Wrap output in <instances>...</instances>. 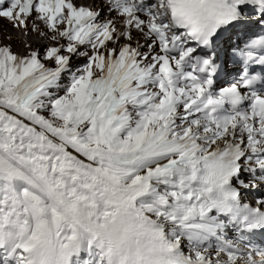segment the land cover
I'll use <instances>...</instances> for the list:
<instances>
[{
    "label": "snow or ice",
    "instance_id": "obj_1",
    "mask_svg": "<svg viewBox=\"0 0 264 264\" xmlns=\"http://www.w3.org/2000/svg\"><path fill=\"white\" fill-rule=\"evenodd\" d=\"M2 22L50 43H0V264H264V0H0Z\"/></svg>",
    "mask_w": 264,
    "mask_h": 264
},
{
    "label": "rangeland",
    "instance_id": "obj_2",
    "mask_svg": "<svg viewBox=\"0 0 264 264\" xmlns=\"http://www.w3.org/2000/svg\"><path fill=\"white\" fill-rule=\"evenodd\" d=\"M39 26L41 28L43 27V25H39ZM0 32L3 33V35L0 36V43L8 44L10 41L8 39H6L5 37L8 35H11L13 38L11 41L13 51L20 53V54H23L25 52L26 49H25L24 45L28 43L27 42L28 39L34 41L32 43L33 47L43 46V45H47L50 43V41H48L46 38H43L36 33H32V35H30L31 32L28 34H25L21 30L18 31V29H13L10 25L7 24V22L0 23ZM29 37H31V38H29ZM38 43H40V44L37 45Z\"/></svg>",
    "mask_w": 264,
    "mask_h": 264
},
{
    "label": "bare ground",
    "instance_id": "obj_3",
    "mask_svg": "<svg viewBox=\"0 0 264 264\" xmlns=\"http://www.w3.org/2000/svg\"><path fill=\"white\" fill-rule=\"evenodd\" d=\"M83 1H85L86 3L92 2V0H82L81 3H83ZM18 31H19V30H18ZM18 33H19V32H18ZM32 33H34V32H31L30 35H32ZM36 34H37V33H36ZM17 35H18V34H17ZM20 35H21V34H20ZM29 38H31V37H29ZM22 39H23V38H22ZM27 42L32 44L34 41L28 39ZM39 44H40V43H38L37 45H39ZM253 194L256 195L257 193L254 192ZM251 196H252V194L249 196V198H250Z\"/></svg>",
    "mask_w": 264,
    "mask_h": 264
}]
</instances>
